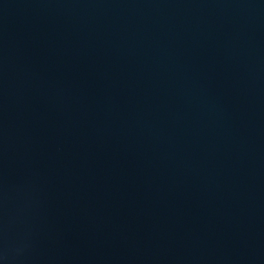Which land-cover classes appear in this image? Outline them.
<instances>
[{"label":"water","instance_id":"1","mask_svg":"<svg viewBox=\"0 0 264 264\" xmlns=\"http://www.w3.org/2000/svg\"><path fill=\"white\" fill-rule=\"evenodd\" d=\"M0 264H264V0H0Z\"/></svg>","mask_w":264,"mask_h":264}]
</instances>
